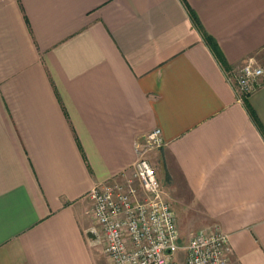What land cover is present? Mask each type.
<instances>
[{
    "label": "crops",
    "instance_id": "obj_1",
    "mask_svg": "<svg viewBox=\"0 0 264 264\" xmlns=\"http://www.w3.org/2000/svg\"><path fill=\"white\" fill-rule=\"evenodd\" d=\"M263 47L264 0H0V264H102L87 193L155 127L176 222L264 264V137L243 102L264 132V81L234 87Z\"/></svg>",
    "mask_w": 264,
    "mask_h": 264
},
{
    "label": "built area",
    "instance_id": "obj_2",
    "mask_svg": "<svg viewBox=\"0 0 264 264\" xmlns=\"http://www.w3.org/2000/svg\"><path fill=\"white\" fill-rule=\"evenodd\" d=\"M257 80L264 81V70L248 60L234 79L239 99ZM162 145L159 128L146 132L135 141L137 158L130 169L89 189L103 254L111 264H227V237L215 226L180 244L175 215L146 157Z\"/></svg>",
    "mask_w": 264,
    "mask_h": 264
},
{
    "label": "trees",
    "instance_id": "obj_3",
    "mask_svg": "<svg viewBox=\"0 0 264 264\" xmlns=\"http://www.w3.org/2000/svg\"><path fill=\"white\" fill-rule=\"evenodd\" d=\"M186 9H187L188 15H189L194 27L199 31L204 43L207 45V47L209 48V50L211 51V53L213 54L215 59L219 62V64H221L222 66H225V61H224V59L221 55V52L219 51V48H218L217 44L215 43L214 39L211 36H209L207 33H205V31L202 29V27H201L197 17L193 13V11L188 6H186ZM243 102L245 104V108H246V111H247L250 119L258 127L259 131L261 132V135L264 137V132H263L258 120H257V117H256L254 111L247 104V102L245 100Z\"/></svg>",
    "mask_w": 264,
    "mask_h": 264
},
{
    "label": "rangeland",
    "instance_id": "obj_4",
    "mask_svg": "<svg viewBox=\"0 0 264 264\" xmlns=\"http://www.w3.org/2000/svg\"><path fill=\"white\" fill-rule=\"evenodd\" d=\"M253 61L256 65L260 66L263 70H264V47L261 48L260 50H258L254 55H253ZM194 224L193 223H186V222H180L177 220V227H178V233H179V237H180V244H184L187 239L190 237V229L189 227ZM100 245H97V247L95 248L96 251V255L98 260H101L102 264H111L110 261L108 260V258L103 254L102 250H101V246L102 243L100 242V239L97 240ZM181 252L177 253V256H179L181 258Z\"/></svg>",
    "mask_w": 264,
    "mask_h": 264
}]
</instances>
